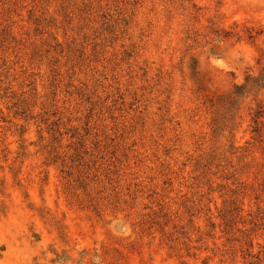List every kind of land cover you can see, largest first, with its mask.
I'll list each match as a JSON object with an SVG mask.
<instances>
[{
  "label": "rangeland",
  "instance_id": "1",
  "mask_svg": "<svg viewBox=\"0 0 264 264\" xmlns=\"http://www.w3.org/2000/svg\"><path fill=\"white\" fill-rule=\"evenodd\" d=\"M0 264H264V0H0Z\"/></svg>",
  "mask_w": 264,
  "mask_h": 264
},
{
  "label": "trees",
  "instance_id": "2",
  "mask_svg": "<svg viewBox=\"0 0 264 264\" xmlns=\"http://www.w3.org/2000/svg\"><path fill=\"white\" fill-rule=\"evenodd\" d=\"M248 83H249V80L247 81ZM245 88V86H242V87H236V89H235V93L236 94H239L240 93V91L242 90V89H244Z\"/></svg>",
  "mask_w": 264,
  "mask_h": 264
}]
</instances>
